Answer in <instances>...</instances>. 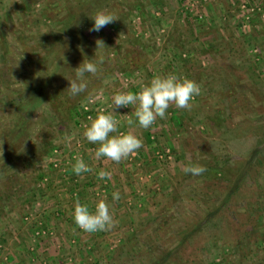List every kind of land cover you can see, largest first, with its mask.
Here are the masks:
<instances>
[{
    "label": "rangeland",
    "instance_id": "1",
    "mask_svg": "<svg viewBox=\"0 0 264 264\" xmlns=\"http://www.w3.org/2000/svg\"><path fill=\"white\" fill-rule=\"evenodd\" d=\"M99 12L116 19L90 31ZM100 55L72 95L76 68ZM37 69L49 82L15 138L27 110L5 103ZM168 74L200 85L191 108L128 125L135 106L113 96ZM104 111L143 140L120 163L84 136ZM78 157L91 172L72 171ZM77 200H106L115 226L80 229ZM115 263L264 264V0H0V264Z\"/></svg>",
    "mask_w": 264,
    "mask_h": 264
},
{
    "label": "clouds",
    "instance_id": "2",
    "mask_svg": "<svg viewBox=\"0 0 264 264\" xmlns=\"http://www.w3.org/2000/svg\"><path fill=\"white\" fill-rule=\"evenodd\" d=\"M94 23L90 31L99 32L103 27L116 19L113 15L99 12L92 17ZM103 41H97V48L103 47ZM96 48V49H97ZM105 62V57L100 55L94 62H86L76 68V78L69 81V89L72 95H78L87 88L85 73L98 75L101 71L100 65ZM201 92L200 85L187 77H179L176 74L165 76H155L144 85L138 92L126 91L116 93L112 98L113 108L135 106V121L129 117L128 125L138 123L141 128L147 129L152 126L157 117L166 118L170 105H175L178 109H190L191 102ZM90 124L86 126L84 136L88 142L97 144L95 151L97 159L107 158L116 163L126 159L143 146V140L131 132H119L118 121L112 112L104 111L95 118H89ZM72 171L80 176L89 173L92 169L85 163L82 157L76 158ZM186 174L200 176L205 172V168L199 164L189 163L183 170ZM101 180L110 178V173L104 170L98 172ZM113 200L120 199V193H112ZM75 224L88 233L108 231L115 226L116 221L110 212L109 204L106 200L96 203L94 210L88 203L76 201L73 211Z\"/></svg>",
    "mask_w": 264,
    "mask_h": 264
},
{
    "label": "trees",
    "instance_id": "3",
    "mask_svg": "<svg viewBox=\"0 0 264 264\" xmlns=\"http://www.w3.org/2000/svg\"><path fill=\"white\" fill-rule=\"evenodd\" d=\"M60 43L58 44L59 46H60ZM36 72H38V73H36L37 78H36L35 82L29 84L27 87V88H29V91L24 90V92H21V93H19V91H13L12 97H10V95H6L7 97H10V98L7 101V103H5V104L15 108V110H17L19 112H21L20 110H22V109L27 110L26 115L21 116L20 114H17L15 119L13 118L14 121L13 122L10 121L11 123H13L12 127L15 130V133L13 135L15 138H17L20 135L21 130H23V128H24V123H25L24 120H26V118L29 117L30 112L33 109H35L37 104L40 102V97H41L40 95H42L43 88L45 87V84L49 82V79L47 78L44 70L37 69ZM84 115L86 116V114H84ZM84 115H83V117H84ZM22 119H23V121H22ZM16 121H17V123H15ZM12 127H11V129H12ZM196 226H198V224L195 223V224H193L192 228L196 227ZM192 231L194 232L196 230H192ZM189 234H191V233L186 232L185 233L186 237ZM126 245H128V247H129L130 243L128 242V244H126ZM120 257H122V256H120Z\"/></svg>",
    "mask_w": 264,
    "mask_h": 264
}]
</instances>
